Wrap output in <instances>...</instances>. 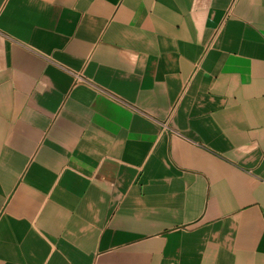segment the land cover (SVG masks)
Returning <instances> with one entry per match:
<instances>
[{
    "label": "crops",
    "instance_id": "crops-1",
    "mask_svg": "<svg viewBox=\"0 0 264 264\" xmlns=\"http://www.w3.org/2000/svg\"><path fill=\"white\" fill-rule=\"evenodd\" d=\"M0 264H264V0H0Z\"/></svg>",
    "mask_w": 264,
    "mask_h": 264
},
{
    "label": "built area",
    "instance_id": "built-area-1",
    "mask_svg": "<svg viewBox=\"0 0 264 264\" xmlns=\"http://www.w3.org/2000/svg\"><path fill=\"white\" fill-rule=\"evenodd\" d=\"M76 80H77V81H81L82 78H81L80 76H77V75H76ZM163 127H164V128H167V124H166V123L163 124Z\"/></svg>",
    "mask_w": 264,
    "mask_h": 264
}]
</instances>
